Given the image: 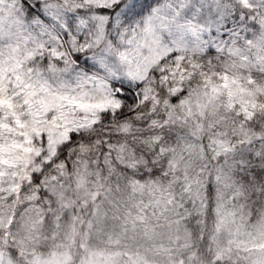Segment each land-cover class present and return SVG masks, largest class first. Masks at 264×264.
Returning a JSON list of instances; mask_svg holds the SVG:
<instances>
[{
	"label": "snow or ice",
	"instance_id": "1",
	"mask_svg": "<svg viewBox=\"0 0 264 264\" xmlns=\"http://www.w3.org/2000/svg\"><path fill=\"white\" fill-rule=\"evenodd\" d=\"M0 264H264V0H0Z\"/></svg>",
	"mask_w": 264,
	"mask_h": 264
}]
</instances>
